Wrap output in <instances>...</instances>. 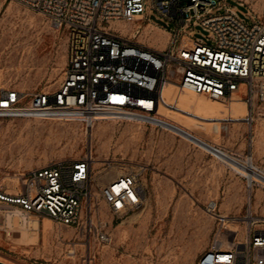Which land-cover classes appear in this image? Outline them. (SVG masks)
<instances>
[{
    "label": "rangeland",
    "instance_id": "374dc122",
    "mask_svg": "<svg viewBox=\"0 0 264 264\" xmlns=\"http://www.w3.org/2000/svg\"><path fill=\"white\" fill-rule=\"evenodd\" d=\"M222 1L249 24L253 13L264 21V0ZM147 13L148 23L161 30L143 21L115 22L110 28L129 36L140 25V42L165 48L164 31L175 26L154 10ZM188 34L211 42L212 32L202 26ZM67 54L63 29L16 1L0 0V88L55 89ZM163 91L168 99L160 97L155 124L111 118L87 130L58 117L0 115V191L16 194L23 173L93 152L99 228L111 238L102 241L83 227L0 202V258L14 264H198L218 227L207 210L212 200L239 238L249 227L264 228V99L218 101L171 82L163 84ZM247 159L262 169L251 185L235 169H245ZM129 171H142L146 198L135 212L117 217L101 188Z\"/></svg>",
    "mask_w": 264,
    "mask_h": 264
},
{
    "label": "built area",
    "instance_id": "2783aa9c",
    "mask_svg": "<svg viewBox=\"0 0 264 264\" xmlns=\"http://www.w3.org/2000/svg\"><path fill=\"white\" fill-rule=\"evenodd\" d=\"M46 16L67 35V63L53 90L27 93L0 88L1 116L58 117L92 129L105 119L155 124L164 81L211 99H264V21L251 23L222 0H12ZM154 10L173 23L163 49L110 28L111 23H148ZM196 26L212 32L210 43L188 33ZM93 156L56 160L22 174L19 192L0 191V202L21 212L47 216L58 224L83 227L102 241L101 209L93 193ZM142 169H146L142 167ZM142 171L121 173L101 188L108 210L124 217L146 198ZM252 184V183H251ZM218 221L198 264H264V228H248L243 238L227 226L216 201L207 206ZM264 221V220H263ZM0 264H11L0 260Z\"/></svg>",
    "mask_w": 264,
    "mask_h": 264
},
{
    "label": "bare ground",
    "instance_id": "6f19581e",
    "mask_svg": "<svg viewBox=\"0 0 264 264\" xmlns=\"http://www.w3.org/2000/svg\"><path fill=\"white\" fill-rule=\"evenodd\" d=\"M246 2H250L249 0H246ZM126 25V24H125ZM150 25V24H149ZM149 28V27H148ZM147 28V29H148ZM149 30V29H148ZM165 32V31H164ZM168 35V34H167ZM168 38V37H167ZM165 82H169V81H164L162 84H161V87H160V97H162L164 100H167L168 99V94L167 93H165L164 91H163V84L165 83ZM179 86V88H181V89H185V90H187V91H189L190 93H192V94H194V95H200V94H198V93H195V92H193V91H191V90H189V89H186V88H184L182 85H178ZM178 95V94H177ZM170 97V96H169ZM180 98V97H179ZM213 100H215V99H213ZM179 101V100H178ZM234 104H235V106L237 107V108H239V106H238V104H237V102H234ZM220 128H222V126L220 127ZM91 142V141H90ZM92 147V146H91ZM93 151V150H92ZM91 154H93V152L91 153ZM93 160L95 161V159L93 158ZM254 163V162H253ZM252 162H251V160L250 159H247L246 161H245V164L243 165L244 166V168L245 169H238V168H235V169H237V171L236 172H240L241 174H242V176L244 177L245 176V178H247L248 179V182H249V185H251V183L253 182V179H254V173H256V172H261L262 171V169L261 168H258L257 166H255L254 164H253ZM18 214H20V213H18ZM18 214L16 215V216H18ZM23 214V213H22ZM10 215V214H9ZM251 215V214H250ZM253 216H251V218H252ZM19 219V218H18ZM24 219V218H23ZM26 219V218H25ZM50 220H52V219H50ZM19 221H20V219H19ZM24 223V222H23ZM233 231H236V230H233ZM108 241H111V238L108 240ZM74 253H75V250L73 251ZM74 258V257H73ZM0 260L1 261H4V262H7V263H10V262H8V261H6V260H4V259H2V258H0ZM11 264H14V263H11Z\"/></svg>",
    "mask_w": 264,
    "mask_h": 264
},
{
    "label": "crops",
    "instance_id": "0c3cea01",
    "mask_svg": "<svg viewBox=\"0 0 264 264\" xmlns=\"http://www.w3.org/2000/svg\"><path fill=\"white\" fill-rule=\"evenodd\" d=\"M146 26H148L149 28H155V29L161 30L159 27H156L155 25L150 24V25H146ZM165 34H167V32ZM154 48H157V47H154ZM159 49H163V48H159Z\"/></svg>",
    "mask_w": 264,
    "mask_h": 264
}]
</instances>
